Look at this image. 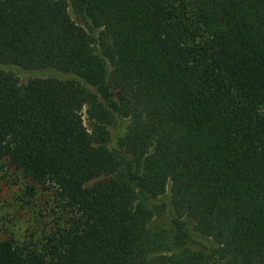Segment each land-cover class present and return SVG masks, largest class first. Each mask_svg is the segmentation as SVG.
Listing matches in <instances>:
<instances>
[{
    "label": "trees",
    "instance_id": "1",
    "mask_svg": "<svg viewBox=\"0 0 264 264\" xmlns=\"http://www.w3.org/2000/svg\"><path fill=\"white\" fill-rule=\"evenodd\" d=\"M0 161L63 217L0 264H264V0H0Z\"/></svg>",
    "mask_w": 264,
    "mask_h": 264
},
{
    "label": "rangeland",
    "instance_id": "2",
    "mask_svg": "<svg viewBox=\"0 0 264 264\" xmlns=\"http://www.w3.org/2000/svg\"><path fill=\"white\" fill-rule=\"evenodd\" d=\"M84 122L88 126L85 115ZM125 126V120L117 126H110L112 144ZM27 183L20 170L7 167L0 161V240L13 237L20 244L30 243L40 249L45 234L61 224L63 217L53 194L36 187L35 193L30 195ZM162 200L169 204V189ZM166 208L169 210V206ZM196 239L201 240L198 236Z\"/></svg>",
    "mask_w": 264,
    "mask_h": 264
}]
</instances>
